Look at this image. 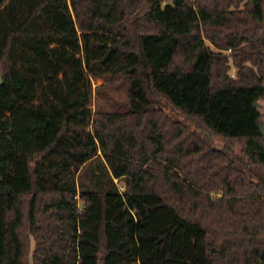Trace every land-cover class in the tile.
I'll list each match as a JSON object with an SVG mask.
<instances>
[{
	"label": "trees",
	"instance_id": "trees-1",
	"mask_svg": "<svg viewBox=\"0 0 264 264\" xmlns=\"http://www.w3.org/2000/svg\"><path fill=\"white\" fill-rule=\"evenodd\" d=\"M263 99L264 0H0V264H264Z\"/></svg>",
	"mask_w": 264,
	"mask_h": 264
},
{
	"label": "rangeland",
	"instance_id": "rangeland-1",
	"mask_svg": "<svg viewBox=\"0 0 264 264\" xmlns=\"http://www.w3.org/2000/svg\"><path fill=\"white\" fill-rule=\"evenodd\" d=\"M232 75H235V70L231 71ZM93 83V94H92V110L93 113L97 111L104 112H121L125 109L128 91V79L126 77H111L105 79H94ZM163 107V104H160V108ZM259 111L261 113L260 122L264 124V99L259 103ZM165 110L170 113L176 119H182L177 113L169 108ZM90 131V130H89ZM211 145L216 149H222L224 147V142L222 139L214 137L211 140ZM121 187L122 182L116 181ZM82 205L79 202V207ZM32 250L35 245L32 241Z\"/></svg>",
	"mask_w": 264,
	"mask_h": 264
},
{
	"label": "water",
	"instance_id": "water-1",
	"mask_svg": "<svg viewBox=\"0 0 264 264\" xmlns=\"http://www.w3.org/2000/svg\"><path fill=\"white\" fill-rule=\"evenodd\" d=\"M257 107H259V104L256 105ZM259 127H260V131L264 137V124H262L261 122H259Z\"/></svg>",
	"mask_w": 264,
	"mask_h": 264
},
{
	"label": "built area",
	"instance_id": "built-area-1",
	"mask_svg": "<svg viewBox=\"0 0 264 264\" xmlns=\"http://www.w3.org/2000/svg\"><path fill=\"white\" fill-rule=\"evenodd\" d=\"M121 190H124V188H123V187H121Z\"/></svg>",
	"mask_w": 264,
	"mask_h": 264
}]
</instances>
